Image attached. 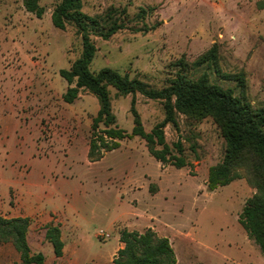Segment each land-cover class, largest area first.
<instances>
[{
  "label": "rangeland",
  "instance_id": "obj_1",
  "mask_svg": "<svg viewBox=\"0 0 264 264\" xmlns=\"http://www.w3.org/2000/svg\"><path fill=\"white\" fill-rule=\"evenodd\" d=\"M81 1V11L101 25L111 22V8L122 24L107 41L92 36L93 74L109 68L161 89L182 60L187 75L204 74L235 96L242 88L233 77L242 76L245 99L264 105V0ZM59 2L40 0L44 11L37 18L22 0H0V202L8 211L0 215L30 219L27 242L45 264H113L119 232L148 228L169 240L177 264H264L238 222L256 190L245 178L207 189L208 169L226 148L211 118L177 114V129L164 127L169 145L182 143L184 168L161 165L139 137L88 161L99 104L87 90L72 104L62 100L68 85L59 72L80 57L81 39L73 24L53 27L50 15ZM212 47L216 64L194 66ZM108 91L117 126L127 133L134 127L132 99L145 131L163 120L162 101ZM50 222L60 225L62 259L45 239ZM19 262L10 243L0 245V264Z\"/></svg>",
  "mask_w": 264,
  "mask_h": 264
},
{
  "label": "trees",
  "instance_id": "obj_2",
  "mask_svg": "<svg viewBox=\"0 0 264 264\" xmlns=\"http://www.w3.org/2000/svg\"><path fill=\"white\" fill-rule=\"evenodd\" d=\"M39 1L22 0V4L26 12L41 18L44 10ZM81 9V0H60L54 6L50 18L53 27L61 31L68 24H73L81 39L80 57L68 70L59 72L68 85L62 95L63 102L72 104L78 98L80 90H87L99 104L91 123L88 161H99L105 153L118 149L121 141L139 137L145 142L149 155L161 165L184 168L187 159L182 143L178 140L169 145L165 140L164 127L170 124L177 129V114L194 120L211 118L220 129L226 148L222 161L208 169L207 189L214 191L236 179L245 178L256 190L242 208L238 222L264 257V105L254 107L245 99L242 76L233 77L242 88L241 94L235 96L230 89L211 84L204 74L196 78L187 75L186 65L182 60L175 64L178 68L175 77L161 89H154L139 79H130L109 68L93 74L89 67L97 48L92 36L107 41L122 29V24L112 18L116 9L108 10L106 18L111 19V22L104 25L100 24L97 17H90ZM120 13L125 14V10ZM216 58L217 49L212 47L194 62V66L216 64ZM108 87L114 88L120 95L139 93L147 99L162 101L163 120L151 131H145L132 99L134 127L131 133L120 129L112 113ZM100 125L103 127L101 130ZM29 227L28 217L7 218L0 215V245H12L20 260L15 264H45L42 253L32 254L30 251L27 242ZM45 239L51 245L54 256L62 257L64 242L58 223L50 222L46 225ZM119 242L122 246L117 250L113 264H177L169 240L157 236L150 228L144 232L122 229L119 232Z\"/></svg>",
  "mask_w": 264,
  "mask_h": 264
},
{
  "label": "crops",
  "instance_id": "obj_3",
  "mask_svg": "<svg viewBox=\"0 0 264 264\" xmlns=\"http://www.w3.org/2000/svg\"><path fill=\"white\" fill-rule=\"evenodd\" d=\"M3 208H4V204L0 202V209H2V211H4V212H8L7 210H4ZM17 215H18V214H17ZM21 215H22V217H25V214H21ZM120 245L122 246L121 243H120ZM121 246H120V248H121ZM118 247H119V246H118ZM118 247H117V249H118ZM117 249H116V250H117ZM63 256H65V252L63 253L62 257H59V258H56V259H62Z\"/></svg>",
  "mask_w": 264,
  "mask_h": 264
}]
</instances>
